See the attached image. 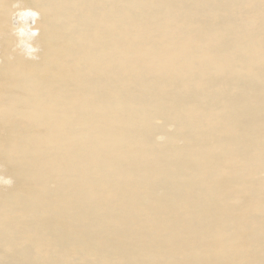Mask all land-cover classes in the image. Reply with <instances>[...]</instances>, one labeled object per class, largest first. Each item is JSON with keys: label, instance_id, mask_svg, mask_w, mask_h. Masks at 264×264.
Segmentation results:
<instances>
[{"label": "bare ground", "instance_id": "6f19581e", "mask_svg": "<svg viewBox=\"0 0 264 264\" xmlns=\"http://www.w3.org/2000/svg\"><path fill=\"white\" fill-rule=\"evenodd\" d=\"M36 5L41 59L0 96L26 180L0 198V264H264V0Z\"/></svg>", "mask_w": 264, "mask_h": 264}, {"label": "rangeland", "instance_id": "374dc122", "mask_svg": "<svg viewBox=\"0 0 264 264\" xmlns=\"http://www.w3.org/2000/svg\"><path fill=\"white\" fill-rule=\"evenodd\" d=\"M1 2L6 4V6H0V96L2 94L6 95L10 91H15L12 88V82L15 80V78H20V75L17 73L14 74V77L10 76V74L7 73L9 67L15 64H24L23 67H29L31 65L35 66L41 59L42 47L44 44V36L41 33L44 18L38 10V6L36 5V2H38V0H1ZM248 12L249 7L247 6L240 12V19L242 20ZM51 24L56 33L57 42L59 44H64L66 42L64 38L66 35L65 25L52 22ZM247 27L252 32H257L259 29L258 27H264V23H262L261 26L249 25ZM50 35H52V32H49L47 36ZM73 39L76 47H80L84 44L75 36ZM218 43V38H212L211 40L206 41L201 39L199 42L194 43L192 47L195 50H199L201 48L210 47L211 45L215 46ZM232 43L234 44L235 41H232ZM259 49H264V33L260 35ZM242 73H246V70H241L239 74L241 75ZM83 86H85V84L83 82H79V87ZM211 90L212 89H208V91ZM213 90L215 89L213 88ZM0 99H4V97H0ZM17 121L18 116H14L8 111L5 113V109L2 111L0 110V140L2 137H4L5 140L8 141V138H6L5 136H12L13 134L19 136L18 125H16ZM2 122L4 125L2 124ZM163 122L165 123L163 119L158 118L156 123H162L161 125H164ZM166 123L164 125V128L161 125V127L159 126L161 129H159L158 131L161 134L163 133L164 129H167L166 131L172 130V127H170L172 125L168 124V126L166 125ZM165 126H167L168 128ZM160 136L157 135L153 140L157 143H161L164 137ZM3 148L6 147L3 146ZM14 153L21 154L20 151H16ZM11 155L12 153L8 156V158L11 157ZM18 168L19 173H16L18 171L17 168L15 169V166L11 162L4 160L0 154V198L5 199V196H7L8 198L18 195L22 196L24 195L22 194V192H26V188L24 185L26 184V180L23 178L24 176H22L23 174L25 175V173H21V171L24 169L20 167ZM248 168L249 169H247V171H249L252 166ZM256 169V167L252 168V171L250 170L248 172L249 178L259 179L264 177V168H262L263 172L261 171L259 174H252ZM14 174L19 178L17 179ZM18 174L22 175L19 176ZM47 183L50 187L54 186V183L50 179ZM234 186L237 187L236 185ZM244 196L245 194L241 193L239 196L230 197L226 204L230 207H237L243 202L247 201L246 197ZM32 221L33 219L30 222ZM44 225H42L43 227L41 226L40 229L50 227L48 226V223H45Z\"/></svg>", "mask_w": 264, "mask_h": 264}]
</instances>
